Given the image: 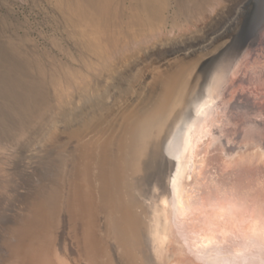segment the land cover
<instances>
[{
    "label": "bare ground",
    "instance_id": "obj_1",
    "mask_svg": "<svg viewBox=\"0 0 264 264\" xmlns=\"http://www.w3.org/2000/svg\"><path fill=\"white\" fill-rule=\"evenodd\" d=\"M79 1L70 13L98 15L112 43L164 21L165 0H130L122 27L113 1ZM227 1L205 28L154 42L57 112L45 89L61 98L57 79L0 71V138L18 140L0 264H264V121L223 92L260 40L264 0Z\"/></svg>",
    "mask_w": 264,
    "mask_h": 264
},
{
    "label": "rangeland",
    "instance_id": "obj_2",
    "mask_svg": "<svg viewBox=\"0 0 264 264\" xmlns=\"http://www.w3.org/2000/svg\"><path fill=\"white\" fill-rule=\"evenodd\" d=\"M74 1L70 0V10L75 8ZM112 1L115 4L113 6H116L112 8L120 11L118 22L121 21L122 27L126 17L123 16V12L128 11L130 0H111L110 4ZM67 3V0H0V45H4L2 47L5 56L11 57L13 61L3 55L0 58V71L4 69L6 73L19 78L27 75L29 79H35L40 76L38 73L40 68L50 79L51 77L57 79L60 86L65 89L61 98H58L54 85L46 84L45 89L51 99V105L47 106L49 112L54 109L55 112L59 111L61 107L59 105L65 98L70 99L73 96V102H77L75 96L83 89L82 87H92L90 93L103 90L127 63L134 59V56L152 47L154 42L166 44L171 39L205 28L211 18L229 1L199 0L194 3V0H165L163 22L156 21L155 27L145 28L140 33L131 30L130 34L120 36L115 43L109 38L105 41L103 37L106 32L103 28L97 29L94 26L100 18L98 15H96L98 20L93 18L95 15L92 16V20L87 17L80 18L79 15L70 13ZM77 5L83 6L84 3L77 0ZM72 19L75 21H71ZM89 28H92L93 31L92 29L90 31L95 34L92 35ZM85 37L86 39L89 37L90 40H84ZM94 83L101 84L93 87ZM45 115L46 112H42L40 117L43 118ZM5 133L3 132L2 138ZM2 138H0V205L4 201L12 203L7 199V195L11 187L16 185L12 176L15 173L13 166L18 157V140L12 138L9 141ZM46 166H49L48 162L45 163ZM0 218V226L9 220V216L5 217V214L0 215Z\"/></svg>",
    "mask_w": 264,
    "mask_h": 264
},
{
    "label": "water",
    "instance_id": "obj_3",
    "mask_svg": "<svg viewBox=\"0 0 264 264\" xmlns=\"http://www.w3.org/2000/svg\"><path fill=\"white\" fill-rule=\"evenodd\" d=\"M262 4L257 16V18L260 16L262 18L261 22H259L261 30L257 31L260 40L255 46L247 47L243 50L242 54L244 57H239L233 72L228 76V89L223 90L225 92L224 97L227 95L230 98L229 100L228 98L226 99L229 103L232 101L245 103L247 110L257 120L256 122L264 121V3ZM243 81L246 82L243 86L247 83H252L254 87L240 88L236 94L240 93L241 98L238 100L235 96V88L237 89V86H241ZM256 83L258 84L257 86L255 85ZM254 112L262 115L258 117L254 115ZM230 122L232 123V121ZM227 127L230 128L231 124L227 123ZM233 154L236 155L235 149Z\"/></svg>",
    "mask_w": 264,
    "mask_h": 264
}]
</instances>
